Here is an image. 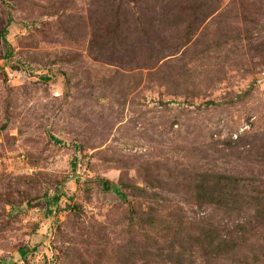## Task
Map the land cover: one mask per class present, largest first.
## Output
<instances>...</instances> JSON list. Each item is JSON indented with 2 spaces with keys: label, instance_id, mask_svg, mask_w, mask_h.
Wrapping results in <instances>:
<instances>
[{
  "label": "rangeland",
  "instance_id": "obj_1",
  "mask_svg": "<svg viewBox=\"0 0 264 264\" xmlns=\"http://www.w3.org/2000/svg\"><path fill=\"white\" fill-rule=\"evenodd\" d=\"M0 264H264V0H0Z\"/></svg>",
  "mask_w": 264,
  "mask_h": 264
},
{
  "label": "trees",
  "instance_id": "obj_2",
  "mask_svg": "<svg viewBox=\"0 0 264 264\" xmlns=\"http://www.w3.org/2000/svg\"><path fill=\"white\" fill-rule=\"evenodd\" d=\"M2 35H3V33H2ZM3 39H4V42L7 44V40L5 39V36L3 37ZM56 142L60 143L59 140H56ZM204 193H205L204 188H201V189L197 190V195H200V197H203Z\"/></svg>",
  "mask_w": 264,
  "mask_h": 264
}]
</instances>
